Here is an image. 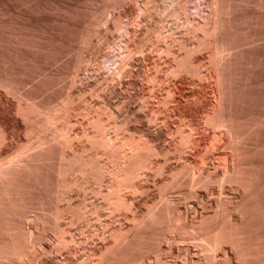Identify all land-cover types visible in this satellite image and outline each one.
Masks as SVG:
<instances>
[{"label": "rangeland", "instance_id": "obj_1", "mask_svg": "<svg viewBox=\"0 0 264 264\" xmlns=\"http://www.w3.org/2000/svg\"><path fill=\"white\" fill-rule=\"evenodd\" d=\"M146 1L147 0H0V84H5L6 83L5 78H6L8 82L6 84H9L11 86L13 84V82L11 81L12 79L14 81L13 85L16 87L15 88L12 85V89H11L9 85H6V84H5L6 86L0 85V128L4 129V136H5L4 139L6 138L5 140L8 141L6 142L5 140H3V142L5 141L4 143L6 145L0 142V144H3L2 147L0 145V154L2 156L7 158L13 154L12 153L9 155V152H12L11 150H13L14 152V149L15 148L18 149L20 145L23 147V145L25 146V144H29L31 142L33 143V144L31 143V146L35 144L33 148L39 147L40 143H39V138L37 136L38 133H37V130L34 128H37L38 126H40L41 123H39L38 126L35 124L43 121L45 118L44 113L46 111L50 112L52 109L53 111L56 109H58L59 111L60 109L59 112L57 111L58 113L54 111L57 114V116H59L60 118L56 117L58 121H54V119H52L53 121L52 124L53 126L54 125L55 126L52 127L49 125V127L48 126L47 128L45 127L46 128L44 130L45 132L43 131L44 135H47L46 133H48L47 136L50 137L53 133V130H51L52 128L67 129L70 125V128H68L67 131L68 132L70 131V133L72 132L71 135L73 134V136L78 134V136H75V137L80 142L79 143L76 140V138H74L73 143L74 144H76L77 142L78 143L76 145L72 143V146L75 148L83 147V145L86 144V143H83L86 141V137L83 136L81 132H83L84 129L89 126V120H90L89 118L93 115L92 114L94 113L93 109L95 108V107L93 108L90 104H93V105L95 104L94 106L96 105L98 106L99 103L100 105H102L103 102L104 104L106 102L105 104L106 107L109 108V110L115 112L119 120L122 121L123 124L128 129L130 128L129 132H131L132 134L130 133L129 137H132V138L134 137L136 139H139L140 137L141 138L144 137V139H147L150 142V144L153 145V147L155 148V149H152V152L154 150L153 152L154 154L152 153L153 158L150 159V163L148 165L149 168L148 169L147 167L145 168V170L147 169V171L143 169V175L142 173H140L139 175L140 177L142 176L141 178L138 176V179H142V180H138L136 178L137 179V183L135 182L136 189L133 188L134 190H132L130 188L132 191L134 192L137 191V192H135V194L133 192L131 195L132 191L129 190V188L123 189L125 192L126 198L127 199L130 198L127 200V202H129L128 208L130 209L121 208V210L119 209L120 212H118V210H116L117 212L113 210L114 213L112 211L108 215L102 212V214L100 215L101 218L93 219L91 223L88 225V228H86L87 226H85L84 229L83 228L81 229V227H79V225L77 224L76 225L74 224L75 226L72 225L73 227L72 226L69 227V224H67L68 232L70 233V234L68 233V239L70 238V240H73V241H69L70 242L69 246L66 247L64 246L65 244H63L64 248L63 246H61L60 241H58V237H57L58 235L55 233L56 231L53 230L54 229L53 227L51 228L50 226L47 225L49 224L48 222L50 221L49 219L46 220L47 216L45 217V214H44V217H42L43 214H41V218H40L35 212L31 211L34 214H36L35 217L38 216L39 218H34L33 217L34 214L30 212L31 213L30 216L32 217L26 218V220L24 221L25 224L23 222L24 224L23 226L25 227L26 225L25 229L28 232L32 231L34 237L35 235L39 234L37 235V237L35 238L33 237L34 239L38 238L37 240L38 242L34 240L35 244H32L34 248L33 247H30L31 249L29 248L31 251L29 250L28 252L29 254H27V257H25L27 260L25 258H24L25 262H22L23 261L22 259L20 260V262L19 261L17 262L16 260L15 262L17 264H20V263L27 264L28 263L27 261H29L31 264L32 263L33 264L35 263L43 264L44 262L48 260L51 261L52 264H61V263L62 264L63 263L64 264L66 263L67 264L68 263L77 264V262L80 261L81 259H85L86 256L92 250L95 251L96 253L98 252L100 253L102 251L101 249H104L105 248L104 246L106 244V242H104L103 239H105V241L107 240L110 241L111 240L110 233L116 230L118 226H123L124 231L126 230L127 234H129L132 230L133 232L129 234L130 236H133L131 235L132 233L135 235V233L140 232V228L138 229L134 227V229H132V227L135 225L133 222L134 218L136 217L141 218L142 216H144L145 215L144 212L146 213L147 209L150 208L149 205L153 208L156 206L157 209H160V207L164 205V203L165 204L169 203L167 205L168 206L167 211L169 209L170 210L169 212L166 211V213H169L168 215L165 214V212H161V210L158 211L159 213L161 212L160 213L161 215L165 214L164 216L162 215L160 218L161 219L160 223H162L161 226L158 227L160 223L157 222L153 224L151 223L153 226H156L155 224H159L156 227H153L152 225H150L151 226L150 228L147 226V228L149 229H145L144 227L143 229L141 228L142 229L141 232L142 231L143 232L142 233L140 232V234L142 235L144 234V236L146 235L147 239L151 238L150 244H149L151 248L150 247L147 248L144 246L142 250L146 248L145 251L143 253H141L142 251H140V254L137 253L138 256L142 254L141 255L142 258L141 256L140 258L143 262H140V264H157V263L162 264V262L163 264H170V263L171 264H195L197 262H199L197 264H201V263L209 264L210 262H211L210 264H213L214 262H215L214 264H257L255 262L258 261L259 255L256 256L257 257V260H256V257L254 258L255 256L254 254H256L257 250L264 251L263 250L264 249V237L262 236V234H264V217L262 214H259L261 212L262 213L264 212V209H262V207L264 208L263 206L264 205V0H218V1L217 0H194V1L193 0H188V1L182 0L183 2L181 0H179V2L178 0H173V1L168 0V2H166L167 0H148L147 2L149 4ZM191 2H193V4ZM172 3L174 5V9H171L173 7ZM211 5H213V7ZM139 6L142 8H140ZM186 6L188 7V9L186 8ZM216 6L217 7L221 6L217 8L219 9L218 11L216 9ZM164 8L166 9L164 10ZM197 8L199 9V11H196ZM144 12H146V14ZM141 13H143L144 15ZM198 14L199 15L202 14L203 17L199 16ZM216 14H219V15H216ZM220 14H222V16ZM161 16L165 18H162ZM195 16L196 17L199 16V17L196 18ZM218 16L220 17L218 18ZM217 18L221 20L217 21ZM116 19H117V22H116ZM184 20L185 21L187 20V21L185 22ZM98 21L100 24L97 23ZM113 21H115L116 23H114ZM180 21H183L184 23ZM190 23H194V24H190ZM103 24L105 25L104 28L106 30L102 28L104 26ZM115 25H116V29L119 27L118 30L115 29ZM199 25L203 27L201 28L202 31L203 29L205 30L208 29L207 31L209 33L206 35L205 30H204L205 32L203 33L199 32L201 31ZM207 25H209L210 28ZM212 25H213V28H212ZM176 26L178 28H176ZM218 26L221 28H219ZM188 27H190L191 29ZM197 27H198V30L200 29L198 32H196ZM93 28L96 29V31ZM211 29H214V30H211ZM127 30L129 32H127ZM175 30L177 31L176 33H175ZM97 31H98V35H97ZM172 31H174V33ZM191 31L192 32L194 31V32L192 33ZM211 31H212V34H211ZM214 31L216 32L215 34H214ZM91 32L93 33L95 32L94 33L95 35L91 34ZM170 32H172L171 34L174 36H172ZM189 32H191L192 35ZM204 33H205V36H207L208 38H205ZM188 34L190 35V37H188ZM184 35L187 38L184 37ZM160 36H162L161 37L162 40L161 38H159ZM171 36L172 38H170ZM85 37H87V39H85ZM155 37H158V38H155ZM173 37H174V41H173ZM191 37H194V38L192 39ZM199 37L201 39H198ZM203 37L204 39L202 40ZM129 39L131 42L129 41ZM159 39H160L159 42L161 43L157 41ZM164 39L165 40L168 39V40L165 41ZM178 39L179 41L181 40L182 41L179 42ZM191 40L193 41L191 42ZM196 40L198 41V44L202 43L200 47L198 46ZM205 40L206 42H204ZM215 40L216 42L218 41L219 42L215 43ZM113 41L115 42V44ZM220 41L222 42L225 41L224 42L225 44ZM173 43H174V46H173ZM178 43H180V45ZM183 43H185L186 45H188L189 43L190 44L189 46L186 47V45L184 46ZM226 43L229 44V46ZM154 44H156V47ZM166 44L168 46H166ZM221 44L223 45V47L221 46ZM107 45L109 47H107ZM126 45L130 47L129 49L131 51L134 50L132 51L134 54H132V52H129L130 56L127 55L128 61L126 59L127 61L126 64L129 62L130 59H132L127 64V66L128 65L129 66L125 70V73L123 72L121 79L120 78L115 79L114 75H112L113 76L112 77L110 74H108L112 72L108 71L106 68H103L102 64L107 57H113L114 53L116 55L117 52H122L123 48ZM170 46H171V49H170ZM181 46H183L184 49ZM192 46L196 48V50L198 48L197 51H202V52L197 53L196 50H193L194 48ZM105 47L107 48L111 47L110 49L111 50L114 49V50L110 51V49H108L107 51H105L107 49ZM178 47H180V49ZM190 47H192L193 49ZM219 47H222V48H219ZM165 48L167 50L168 48L171 50V51H168L170 57H168V54H166L167 50ZM172 48L174 49V51ZM185 48L189 49V51L191 50L192 51L190 52L191 54L189 56L190 60L188 59L189 62L186 64V66H184V69H183V67L177 66V63H175V61L173 62V59L174 60H177L178 58L182 59L184 55H186L185 52L187 50ZM150 49L153 52H151ZM222 49L224 51L226 49L225 52L227 51L230 52V50L231 52L225 53ZM193 51L197 53L195 54L194 52L193 53L194 56L192 54ZM215 51L216 52L219 51L218 54L221 53L222 55L224 53L225 57L222 56L221 54H220L221 56H217L219 60L221 61H219L217 57L212 58L213 55L214 56L218 55V54L215 55L216 53ZM210 53L211 55L213 54L212 57ZM142 54L144 57L142 56ZM191 55L193 58L191 57ZM172 56H175L177 59L175 57L173 58ZM195 57H196V60H195ZM211 58L213 59L212 61L216 63V64L214 63V65L216 67L218 66L220 70H218V67L217 69H215L213 62H212V65L210 64ZM163 59L164 60L166 59V60L164 61ZM208 59H210V61ZM214 59H216V61ZM85 61L86 63L84 64L83 62ZM199 61L202 63H199ZM217 61H219V63H217ZM78 62L80 63L82 62L81 65L83 67H81V65L78 64ZM164 63L165 65H163ZM196 63L202 65L201 67L197 65L200 70L198 71L200 75L197 74L198 72L197 70H195L196 75L197 76L199 75L198 77L202 75L200 79H204V80L200 81V79L197 76L196 77L194 76L195 72L194 73L192 72L194 71L192 69L196 68V66H194L193 64L196 65ZM188 64L192 67L191 68L189 66V69L192 71H190L189 69H188L189 71H185L187 70ZM76 65L77 66L80 65L79 66L80 69L78 68L76 70L77 68L75 67ZM207 66H209V68ZM176 67L177 68L179 67V68L177 69ZM159 68H160V71H159ZM155 69L156 70L158 69V70L156 71ZM182 69L183 71H181ZM130 70L131 72H129ZM169 70H170V73H169ZM177 70L179 72H176ZM214 70L215 71L217 70L218 72L219 71L220 72L216 73ZM180 71L183 72V74ZM207 71L209 72L207 73ZM157 72H159L160 74ZM171 72H175V73H171ZM186 72L187 73L189 72V73L186 74ZM190 72L193 74H191ZM217 74H220V77H222V79L220 78L221 80L219 79V76ZM138 75L140 78L138 77ZM113 78L114 80H116L115 82L112 80ZM149 78L150 80L147 81V79ZM108 79H111V80H108ZM164 79L165 81L166 80L168 81L165 82ZM8 80H10L11 83ZM99 80L101 82V85H100ZM107 80L109 81V84ZM216 80H217V83H215ZM2 81L4 83H1ZM163 83L164 84L166 83V84L164 85ZM94 85L96 87H93ZM108 85L110 88L108 87ZM152 85L154 86V89ZM6 87L10 89V91L8 89L9 92L8 91L6 92L5 90L7 89ZM168 88L170 90V93H167L169 92ZM110 89L112 90L110 91ZM123 89H124V92H123ZM90 90L92 91L96 90V91L94 93L91 91L92 93L91 94ZM79 91L81 93H84L85 91L86 92L84 93V95H81ZM119 91H122V92H119ZM173 92H174V95L172 96ZM67 93L69 94L68 96H67ZM169 94H171V96ZM70 95L71 97H69ZM90 95L91 96L93 95V97H91ZM162 95L164 96L162 97ZM15 96H17V98ZM79 96L80 97L83 96L82 98L84 99L79 100V99H82ZM73 97L74 99H72ZM167 97H169L167 99V103L166 102L162 103L164 102L163 98L166 99ZM158 98L159 99L161 98L160 99L161 101ZM148 99L149 101H151L150 103ZM17 100H20V101H17ZM62 101L63 102L66 101V104L68 105H66L65 102L63 103ZM71 101L73 102V104ZM96 101H98V104ZM23 102H26L28 105H26V103H23ZM18 103H19V106L21 103L22 107L20 106V109L18 108ZM31 103L33 105H31ZM60 103L65 104L66 108L63 105L61 106ZM69 103H71L70 104L71 107H68ZM118 103L119 104L122 103L121 104L122 106L119 105ZM24 104L26 105V107L27 106L30 107L31 108L30 111L31 110L32 111L30 112L28 110L29 108L28 109L25 108ZM164 104H166V106ZM58 106H60V108ZM62 107L64 109H61ZM85 107L89 109L87 110ZM118 107L120 108L121 112L118 111L119 110L117 109ZM17 108L19 109V111ZM70 108L72 109V111L70 110ZM26 109L28 110L29 114H26L27 113ZM38 109H40L41 112ZM44 109L46 111H44ZM66 109L70 111H66ZM83 109H86V110H83ZM53 111H51V113H54ZM82 111L84 114L82 113ZM86 111H89V113ZM64 112L66 113L67 116L66 115L64 116ZM70 112L72 115L70 114ZM30 113L33 115L32 121L34 120L33 121L34 124L31 121ZM40 113L41 114L43 113L42 115L44 116V118L42 115L40 116ZM214 116L215 118H212ZM24 117H27V119ZM36 117L38 118L41 117V118L36 119ZM62 118H63V121H62ZM24 119L27 120V123ZM213 119L215 120L217 119L216 121L220 119L223 123L219 120L218 123L221 122L219 125ZM133 120L135 121V123ZM69 122L70 123L76 122V125L74 126V124H70ZM28 124L30 126V131H31L30 135L32 134L33 136L28 135V133L30 132L29 127L27 126ZM214 124H217V126L216 125L214 126ZM83 125H84V128H83ZM81 126L83 129L82 131L80 130ZM180 127L183 128V132L180 131V129H182ZM177 129H178V132L179 133L181 132L183 135L181 133L179 134L178 132L176 135L175 133ZM32 130L36 133L32 132ZM136 130H138V132ZM190 130L193 133H191ZM132 131L133 132L135 131L134 133L136 135H134ZM186 132L188 133L189 136H192L191 137L192 139L187 134H185ZM181 135L182 137H185L187 139L185 140L187 142L182 140L183 138L181 137ZM29 136H30L29 140H31V142L28 140ZM35 137L37 138L35 139ZM80 137H82L83 139ZM179 138L181 142L180 140H178ZM27 140L28 142H26ZM188 142H190L191 144L189 143L188 145ZM179 143L181 145L182 143L183 144L185 143V145L186 144L187 145L186 147H184V145L180 146L182 147L180 148L179 146H176V144L179 145ZM163 144L165 145L163 146ZM174 147L179 148L178 150L180 151H178L177 148L175 149ZM168 149H170L169 150L170 152L167 151ZM181 150H183L182 154H181ZM165 151L168 152L167 153L168 155L164 154ZM155 152H157L160 156L157 153L156 154L158 156L155 155ZM6 153H8L9 156ZM156 156H157V159L155 158ZM165 161L167 162V164L165 163ZM184 162L186 163V167L188 166L187 168H189L190 172L192 171L191 173L189 172L191 175L187 174L188 173L187 171L189 170H187V168L184 167V164H185ZM160 164L162 165L166 164L164 165L165 168ZM162 167L165 170H163ZM181 167L182 169L183 168L185 169L182 170ZM154 168H157V169H154ZM149 170L151 172L154 170L155 171L157 170V171L156 172L154 171L151 173ZM184 170H186L187 173H184ZM172 171H174V173L176 174H174ZM193 171H195V175H193L195 177L192 176V173H194ZM159 172H162V173H159ZM179 172H180V175H179ZM181 173H183L185 176L181 175ZM145 174L146 176H144ZM173 175H175L176 177ZM189 175L190 177H188ZM204 175H207V176L205 177ZM192 179L194 182L192 181ZM170 180H172L173 182L171 181L172 183H169ZM248 181H250L251 183ZM244 182H248V183H244ZM165 184L166 185L168 184V185L166 186ZM240 184L241 186H239ZM163 185L165 186L163 187ZM246 186H249L248 190L246 189L247 188ZM127 189L129 190L130 193L128 192ZM125 190L127 191V193H129V195L126 193ZM82 192L83 190H81V192L79 189L74 190V193L70 195L72 196V198H74L75 196V198L73 199L74 202H78L79 201L78 198L84 196L83 193L85 191L83 193ZM86 192L90 194L89 195L88 193H85L87 197L89 198H87L86 195L83 198H86L89 203H92V204L97 203L98 206L102 204L100 201L102 200L100 194L99 196L98 194L91 192V189H88ZM162 192L166 194V197H164L165 194H163ZM136 193H137V196H136ZM95 195L96 196L98 195V197L96 198ZM159 198L160 200L161 199L163 200L164 198H167L168 200L166 199H164V201L161 200V203H160V201H158ZM73 201L71 200V202ZM157 201L160 203V205L159 204L157 205L158 203ZM252 201H253V204H250ZM258 201H259V204H258ZM130 202H131V206L133 207V210H135L134 214L136 215L133 214V210L131 211L132 207H130ZM155 202L157 203L155 204ZM64 203L66 202L64 201L62 204ZM246 203H249L250 205ZM171 204L173 207L170 206ZM254 204L256 205L254 206ZM257 205H259L260 207H258ZM256 207L258 208V210ZM246 208L247 209L249 208V209L246 210ZM259 208L262 211H259ZM123 209H126L125 213ZM171 209H172V212H171ZM254 210L255 211L257 210L256 212L259 214V216L256 215L257 213L254 212ZM37 212H40V211L37 210ZM245 212H248L246 213L247 215L244 214ZM249 212H252V213L254 212L253 213L254 217L251 216L253 214L252 213L250 214ZM40 213H44V212H40ZM40 213L38 214L40 215ZM122 213L124 215H122ZM160 214L158 216H160ZM171 214L174 216V218ZM166 215H167L166 217L167 220L165 218ZM242 216L244 219H242ZM250 216L252 217L253 223H252V220L250 219ZM261 216L262 218L260 219ZM162 217H164L165 219ZM246 217L250 220H247ZM128 218L129 220L130 219L131 220L130 221L126 220L127 223H125L126 222L125 219H128ZM38 219L40 222L36 221ZM40 219L41 220L43 219L42 221L46 222L47 224L46 223L44 224ZM226 220L227 222L232 220L231 221L232 224H234L233 222H235V224L242 225L240 226L241 227L240 229H242L244 226L245 228L242 230H245L246 232L248 230L249 231L247 232L248 235L249 233H252L250 231H252L253 229V231H255L258 235L262 237V240H260L259 236H257V234H254L255 232L252 233L253 234L252 237L250 236L251 238L253 237L255 238V235L256 237H258L256 241L257 249L253 250L256 247H252L253 249L251 248V250L253 251V254L250 253V255H253V256H249L247 254L248 258L245 257L246 255L244 256L243 254H241V252H239V249L235 248L236 246L233 243L227 240L228 243H231V244H228L226 243V240H225L224 244L221 242L223 246L220 244V246L217 247L219 250H216L213 252L215 253L216 256H214L213 254L212 258L207 257L208 255L205 254L206 250L203 246L204 237H205L204 235H206L205 232L207 233L208 231L209 234H211L212 232L213 233L218 232L220 230L219 228L222 222L225 221L224 223L225 225H227ZM243 220L245 221L243 222ZM63 221L67 223L69 222V219L65 218ZM117 221L120 222V225H118L119 222ZM166 222L168 223L169 226L167 225ZM34 223L37 225H35ZM231 223L229 222L230 225H232ZM247 223L248 225H246ZM258 223L261 226L258 225ZM43 224L47 227H45ZM101 224H103L104 227ZM108 224L111 226H109ZM116 224H117V227H116ZM170 224L172 225V228ZM229 224L227 226H230ZM129 225H131L132 227ZM174 226L176 227L174 228ZM253 226L255 229L253 228ZM130 227H131V230H130ZM178 227H180L181 229L179 228V230H177ZM257 227L262 228L261 230L263 232L259 228L256 229ZM44 229L45 230L47 229V230L45 232H41V233L39 232L42 230L44 231ZM103 229H105L106 231H104ZM161 229L164 230V232ZM168 230H170L171 233ZM183 230L185 232H183ZM94 231L96 234L94 233ZM178 231L180 233H178ZM187 231L189 232L195 231V232L193 233L191 232L193 234L192 235L191 233ZM46 232L47 234H45L46 235L45 236L44 233ZM259 232L262 234H259ZM183 233L186 235L184 236ZM40 234L41 235L43 234L45 237L43 235H42L43 238L40 237L41 236ZM147 234L150 237H148ZM163 234H166L164 235L166 238H164ZM84 235L85 237H83ZM103 235L105 236L107 235V236L105 237ZM199 236L202 239L196 242L197 239H199ZM77 237L79 238L77 239ZM75 238L77 242H75L74 240ZM80 238H83V240ZM91 239H94V240H91ZM152 239H153V242H152ZM250 239L249 241L252 240ZM155 240L156 241L159 240L158 242L163 241V243L161 242L159 244L155 242ZM201 240H203V242H200ZM253 240H256V238ZM253 240L251 244L252 243L255 244ZM109 241L107 243H109ZM261 241L263 242L261 243ZM94 245L96 247H94ZM257 245H262L261 247L263 249L261 247L259 248ZM57 246L59 247L61 246V248ZM70 246L72 248H70ZM87 246H89L90 250L88 249ZM154 246H157V247L154 248ZM199 246L200 247L202 246L201 249ZM149 248L150 250H148ZM156 248L158 250H156ZM153 249H155L156 251H154ZM203 250L205 253L203 252ZM81 251L82 252L86 251V252L82 253ZM159 251L161 252V254ZM262 251L258 252L257 254H260V255L261 253L264 254ZM144 253H146L145 257L147 258L144 257L145 255ZM154 254L156 256H154ZM158 254L161 257V258L159 257V260L157 259L158 258L157 256H159ZM138 256L136 257L139 258ZM252 257L255 260H253ZM213 258L216 260L212 261ZM261 258L264 259L263 255L261 256ZM34 260L36 261L38 260V262L36 261L34 262ZM199 260L202 262H200ZM260 261H259L260 262L259 264H262L264 260H260Z\"/></svg>", "mask_w": 264, "mask_h": 264}, {"label": "bare ground", "instance_id": "obj_2", "mask_svg": "<svg viewBox=\"0 0 264 264\" xmlns=\"http://www.w3.org/2000/svg\"><path fill=\"white\" fill-rule=\"evenodd\" d=\"M148 1V0H147ZM146 1V2H147ZM173 1V0H172ZM182 1V0H181ZM186 1V0H185ZM188 1V0H187ZM194 1V0H193ZM218 1V0H217ZM158 2V1H157ZM165 2V1H164ZM166 2H168V0L166 1ZM165 2V3H166ZM178 2H179V0H178ZM177 2V3H178ZM183 2V1H182ZM148 3V2H147ZM153 3V2H152ZM173 3H175V2H173ZM173 3H172V5H173ZM190 3V2H189ZM192 4H193V2H191ZM140 4V3H139ZM149 4V3H148ZM213 4V3H212ZM215 4V3H214ZM219 4H220V2H219ZM218 4V5H219ZM147 5V4H146ZM160 5V4H159ZM165 5V4H164ZM171 5V4H170ZM176 5V4H175ZM178 5V4H177ZM191 5V4H190ZM200 6V5H199ZM198 6V7H199ZM212 7H213V5H211ZM140 7V6H139ZM172 7V6H171ZM178 7V6H177ZM181 7V6H180ZM197 7V6H196ZM195 7V8H196ZM211 7V8H212ZM219 7H221V6H219ZM219 7H217L216 6V9L217 8H219ZM140 8H142V7H140ZM156 8V7H155ZM161 8V7H160ZM186 8L188 9V7L186 6ZM145 9V8H144ZM166 8H164V10H165ZM169 9V8H168ZM171 9H174V5H173V7L171 8ZM182 9V8H181ZM184 9V8H183ZM220 9H222V8H220ZM219 9H217V11H218ZM142 11H143V9H142ZM155 11V10H154ZM163 11V10H162ZM192 11H194V10H192ZM196 11H199V9L197 8V10ZM212 11V10H211ZM147 12V11H146ZM146 12H144L145 14H146ZM165 12H167V11H165ZM200 12H201V10H200ZM148 13V12H147ZM199 13V12H198ZM212 13V12H211ZM141 14H143V13H141ZM168 14H169V12H168ZM175 14V13H174ZM185 14V13H184ZM205 14V13H204ZM144 15V14H143ZM149 15V14H148ZM158 15V14H157ZM164 15V14H163ZM186 15V14H185ZM184 15V16H185ZM199 15V14H198ZM216 15H219V14H216ZM221 16H222V14H220ZM150 16V15H149ZM179 16V15H178ZM181 16V15H180ZM199 16H202V14L201 15H199ZM198 16V17H199ZM103 17V16H102ZM101 17V18H102ZM162 17V16H161ZM183 17V16H182ZM196 17V16H195ZM194 17V18H195ZM198 17H196V18H198ZM203 17V16H202ZM210 17V16H209ZM214 17V16H213ZM220 16H218V18H219ZM162 18H165V17H162ZM173 18V17H172ZM217 18V21L219 20ZM104 19V18H103ZM152 19V18H151ZM168 19V18H167ZM111 20V19H110ZM109 20V21H110ZM177 20V19H176ZM176 20H175V22H176ZM191 20V19H190ZM194 20V19H193ZM214 20V19H213ZM221 20V19H220ZM219 20V21H220ZM223 20V19H222ZM100 21H102V20H100ZM151 21V20H150ZM153 21V20H152ZM167 21V20H166ZM178 21V20H177ZM185 21V20H184ZM187 21V20H186ZM185 21V22H186ZM192 21V20H191ZM196 21V20H195ZM216 21V20H215ZM216 21V22H217ZM114 23H116L117 22V19H116V22L115 21H113ZM119 22V21H118ZM174 22V23H175ZM180 22H183V21H180ZM197 22V21H196ZM214 22V21H213ZM98 24H100L99 23V21L97 22ZM102 23V22H101ZM103 23H104V21H103ZM106 23V22H105ZM110 23V22H109ZM108 23V24H109ZM166 23V22H165ZM164 23V24H165ZM173 23V22H172ZM184 23V22H183ZM182 23V24H183ZM195 23V22H194ZM194 23H190V24H194ZM199 23V22H198ZM197 23V24H198ZM215 23V22H214ZM118 24V23H117ZM121 24V23H120ZM145 24V23H144ZM171 24V23H170ZM182 24H180V25H182ZM186 24H188V23H186ZM196 24V25H197ZM104 25V24H103ZM195 25V26H196ZM202 25V24H201ZM210 25V24H209ZM209 25H207L208 27H209ZM213 25H215V24H213ZM213 25H212V28H213ZM114 26V25H113ZM118 26V25H117ZM120 26V25H119ZM124 26V25H123ZM126 26V25H125ZM190 26V25H189ZM200 26V25H199ZM219 26H220V24H219ZM218 26V27H219ZM222 26V25H221ZM105 25L102 27L104 30H106L105 28ZM107 27V26H106ZM128 27V26H127ZM165 27V26H164ZM175 27V26H174ZM186 27V26H185ZM215 27V26H214ZM109 28V27H108ZM122 28V27H121ZM121 28H120V30H121ZM162 28V27H161ZM172 28V27H171ZM176 28H178L177 26H176ZM184 28V27H183ZM187 28V27H186ZM188 28H190V27H188ZM201 28H203V27H201L200 26V29ZM210 28V27H209ZM216 28V27H215ZM219 28H221V27H219ZM94 29V28H93ZM115 29H116V25H115ZM119 29V27L116 29V30H118ZM130 29V28H129ZM185 29V28H184ZM191 29V28H190ZM199 29V30H200ZM217 29V28H216ZM215 29V30H216ZM95 31H96V29H94ZM148 30V29H147ZM163 30V29H162ZM170 30V29H169ZM183 30V29H182ZM187 30H189V29H187ZM198 30V27H197V31L196 32H198L199 31ZM205 29H203V31H202V29H201V31H199V32H205L206 33V35L209 33L207 30L208 29H206L205 31H204ZM211 30H214V29H211ZM93 31V30H92ZM111 31H112V29H111ZM123 31V30H122ZM127 32H129L128 30H127ZM162 32V31H161ZM163 32H165V31H163ZM173 33H174V31H172ZM172 32H170V34L172 33ZM177 31L175 30V33H176ZM192 32V31H191ZM191 32H189V33H191ZM194 32V31H193ZM192 32V33H193ZM89 33V32H88ZM95 33V32H94ZM93 32H91V34H93V35H95ZM107 33V32H106ZM125 33V32H124ZM179 33V32H178ZM186 33V32H185ZM187 33H188V31H187ZM192 33H191V35H192ZM205 33H204V36H205ZM216 32L214 31V34H215ZM87 34V33H86ZM126 34V33H125ZM124 34V35H125ZM160 34V33H159ZM162 34V33H161ZM211 34H212V31H211ZM213 34V35H214ZM88 35V34H87ZM97 35H98V31H97ZM127 35V34H126ZM167 35V34H166ZM165 35V36H166ZM172 35V34H171ZM179 35V34H178ZM90 36V35H89ZM99 36H100V34H99ZM103 36V35H102ZM101 36V37H102ZM122 36V35H121ZM155 36V35H154ZM159 36V35H158ZM169 36V35H168ZM172 36H174V35H172ZM172 36L170 37V38H172ZM186 36H187V34H186ZM185 35H184V37H186ZM201 36V35H200ZM216 36V35H215ZM215 36H214V38H215ZM123 37V36H122ZM162 36H160L159 38H161ZM188 37H190V35L188 34ZM211 37V36H210ZM210 37H209V39H210ZM217 37V36H216ZM218 37H219V35H218ZM131 38V37H130ZM155 38H158V37H155ZM187 38V37H186ZM192 39L194 38V37H191ZM196 38V37H195ZM205 38H208L207 36H205ZM85 39H87V37H85ZM133 39V38H132ZM131 39V40H132ZM169 39V38H168ZM168 39H164L165 41H167ZM180 39V38H179ZM179 39H178V41H179ZM184 39V38H183ZM198 39H201L200 37L198 38ZM204 39V37L202 38V40ZM212 39V38H211ZM115 40V39H114ZM152 40H153V38H152ZM156 40V39H155ZM161 40H162V38H161ZM164 40H163V42H164ZM190 40V39H189ZM201 40V41H202ZM207 40V39H206ZM206 40L204 41V42H206ZM213 40V39H212ZM217 40V39H216ZM216 40H215V43H218V42H216ZM107 41V40H106ZM128 41V40H127ZM129 41H130V39H129ZM158 42L160 41V39L159 40H157ZM156 41V42H157ZM173 41H174V37H173ZM173 41H171V42H173ZM182 41V40H181ZM181 41H179V42H181ZM186 41V40H185ZM184 41V42H185ZM193 40H191V42H192ZM200 41V40H199ZM210 41V40H209ZM214 41V40H213ZM227 41V40H226ZM114 42V41H113ZM117 42V41H116ZM131 42V41H130ZM129 42V43H130ZM154 42V41H153ZM152 42V43H153ZM190 42V41H189ZM195 42V41H194ZM196 42H197V44H198V41L196 40ZM203 42V41H202ZM208 42V41H207ZM220 42H222V41H220ZM225 42V41H224ZM224 42H222V43H224ZM106 43V42H105ZM110 43V42H109ZM123 43V42H122ZM159 43H161V42H159ZM167 43V42H166ZM175 43V42H174ZM174 43H173V46H174ZM212 43V42H211ZM108 44V43H107ZM114 44H115V42H114ZM121 44V43H120ZM125 44V43H124ZM150 44V43H149ZM156 44H158V43H156ZM156 44H154L155 45V47H156ZM176 44V43H175ZM179 45H180V43H178ZM184 44V46L186 45L185 43H183ZM182 44V45H183ZM190 44V43H189ZM189 44L188 45H186V47L187 46H189ZM192 44V43H191ZM202 44V43H201ZM201 44H198V46L200 47V45ZM207 44V43H206ZM209 44H210V42H209ZM225 44V43H224ZM227 44V43H226ZM100 45V44H99ZM111 45H112V43H111ZM117 45V44H116ZM162 45V44H161ZM170 45V44H169ZM196 45V44H195ZM204 45V44H203ZM228 46H229V44H227ZM226 45V46H227ZM149 46V45H148ZM158 46V45H157ZM166 46H168L167 44H166ZM197 46V45H196ZM195 46V47H196ZM212 46V45H211ZM218 46V45H217ZM221 46L223 47V45L221 44ZM107 47H109L108 45H107ZM107 47H105V48H107ZM123 47V46H122ZM183 49H184V47L183 46H181ZM193 47V46H192ZM192 47H190V48H192ZM203 47V46H202ZM201 47V48H202ZM207 47V46H206ZM222 47H219V48H222ZM111 48V47H110ZM110 48H107L105 51H107L108 49H110ZM130 47L129 46H125L124 48H123V51L122 52H117V51H115V52H117V56L115 55V53L113 54L114 56L113 57H107L105 60H104V62H103V64H102V66H103V68H106L108 71H110V72H112V73H108V74H110L111 76L112 75H114V77H115V79H118V78H122V75H123V72L125 73V70L127 69V67L129 66H127V64L130 62V60H132V59H130L129 60V62L126 64V62L128 61V57H127V55H129V52H132V51H134V50H130L129 49ZM162 48H164V47H162ZM167 48V47H166ZM165 48V49H166ZM179 49H180V47H178ZM194 48V47H193ZM192 48V49H193ZM205 48V47H204ZM218 48V47H217ZM231 48V47H230ZM229 48V49H230ZM113 49V48H112ZM124 49H125V51H124ZM132 49H133V47H132ZM165 49H164V51H165ZM170 49H171V46H170ZM169 48H168V50H167V52H166V54H168V57H170L169 56V52L168 51H171ZM173 49V48H172ZM186 49V48H185ZM200 49V48H199ZM214 49V48H213ZM228 49V48H227ZM114 50V49H113ZM113 50H111L110 49V51H113ZM120 50V49H119ZM122 50V49H121ZM151 50V49H150ZM153 50H155V49H153ZM182 50V49H181ZM180 50V51H181ZM187 51L185 52V54L186 55H184V57L182 58V59H177L175 56H172L173 58L175 57L177 60H174L173 59V62L175 61V63H177V66H179V67H183V69H184V66H186V64L189 62L188 61V59L190 60V52L192 51H189V49H186ZM193 50H196V48H194ZM197 50H198V48H197ZM196 50V51H197ZM207 50H209V49H207ZM217 50H219V49H217ZM223 50V49H222ZM158 51V50H157ZM173 51H174V49H173ZM179 51V52H180ZM183 51V50H182ZM221 51V50H220ZM224 51V50H223ZM225 51H226V49H225ZM224 51V52H225ZM98 52V51H97ZM151 52H153L152 50H151ZM184 52V51H183ZM182 52V53H183ZM195 51H193L192 52V54L194 53ZM198 52H202V51H197V53ZM212 52V51H211ZM216 52V51H215ZM228 52V51H227ZM227 52H225V53H227ZM230 52H231V50H230ZM230 52H228V53H230ZM165 53V52H164ZM163 53V54H164ZM173 53V52H172ZM196 52H195V54H197ZM219 53V51H217L216 53H215V55L216 54H218ZM104 54V53H103ZM131 54V53H130ZM132 54H134L133 52H132ZM131 54V55H132ZM145 54V53H144ZM176 54V53H175ZM184 54V53H183ZM221 54V53H220ZM220 54H218V55H216V56H214L213 54V57H212V55H211V53H210V55H211V57L212 58H216L217 56H221ZM98 55V54H97ZM141 55V54H140ZM161 55V54H160ZM172 55V54H171ZM209 55V56H210ZM227 55V54H226ZM94 56V55H93ZM106 56V55H105ZM130 56V55H129ZM142 56H143V54H142ZM150 56V55H149ZM183 56V55H182ZM193 56H194V54H193ZM198 56V55H197ZM222 56H224V53H223V55ZM116 57V58H115ZM144 57V56H143ZM160 57V56H159ZM191 57H192V55H191ZM225 57V56H224ZM95 58V57H94ZM101 58V57H100ZM133 58V57H132ZM165 58V57H164ZM181 58V57H180ZM193 58V57H192ZM211 58V65H212V62H213V65H214V61H212L213 59ZM218 58V57H217ZM80 59V58H79ZM92 59V58H91ZM126 59H127V61H126ZM169 59H171V58H169ZM222 59V58H221ZM98 60V59H97ZM162 60V59H161ZM164 60V59H163ZM166 60V59H165ZM164 60V61H165ZM192 60V59H191ZM195 60H196V57H195ZM209 61H210V59H208ZM215 61H216V59H214ZM218 60H219V58H218ZM223 60V59H222ZM78 61V60H77ZM81 61V60H80ZM83 61V60H82ZM148 61V60H147ZM219 61H221V60H219ZM219 61H217V63H219ZM152 62V61H151ZM156 62V61H155ZM162 62V61H161ZM167 62V61H166ZM193 62V61H192ZM192 62H190V63H192ZM82 63V62H81ZM81 63L80 62H78V64H80L81 65ZM84 64L86 63V61L85 62H83ZM95 63V62H94ZM97 63V62H96ZM132 63V62H131ZM146 63V62H145ZM189 63V64H190ZM199 63H202V62H200L199 61ZM222 63V62H221ZM83 64V65H84ZM143 64H144V62H143ZM147 64V63H146ZM157 64V63H156ZM160 64V63H159ZM173 64V63H172ZM171 64V65H172ZM187 65L188 67H187V70H185V71H189L190 69H189V66L190 65ZM210 64H209V66H210ZM216 64V63H215ZM79 65V66H80ZM149 65V64H148ZM155 65V64H154ZM163 65H165V63L163 64ZM175 65V64H174ZM194 66H196V68L198 67V66H202L201 64H197L196 63V65L195 64H193ZM192 65V66H193ZM198 65V66H197ZM79 66H75V67H77L76 68V70L79 68L80 69V67ZM147 66V65H146ZM152 66V65H151ZM205 66V65H204ZM209 66H207L208 68H209ZM215 66V65H214ZM220 66V65H219ZM81 67H83L82 65H81ZM100 67V66H99ZM142 67V66H141ZM148 67V66H147ZM150 67V66H149ZM155 67V66H154ZM153 67V68H154ZM158 67V66H157ZM161 67H163V66H161ZM178 67V68H179ZM191 67V66H190ZM211 67H213V66H211ZM218 67V66H217ZM217 67L215 66V69H217ZM102 68V69H103ZM144 68V67H143ZM151 68V67H150ZM168 68V67H167ZM166 68V69H167ZM177 68V67H176ZM177 68V69H178ZM192 68V67H191ZM192 69V70H194V71H192V70H190V71H192L193 73L195 72V77L197 76L196 75V71L195 70H197V72L198 71H200L199 70V67L197 68V69ZM83 69V68H82ZM183 69L181 70V71H183ZM189 69V70H188ZM201 69V68H200ZM205 69V68H204ZM101 70V69H100ZM99 70V71H100ZM136 70V69H135ZM150 70V69H149ZM148 70V71H149ZM156 70V69H155ZM155 70H153V71H155ZM158 70V69H157ZM156 70V71H157ZM172 70H174V69H172ZM176 70V69H175ZM180 70V69H179ZM218 70H220L219 69V67H218ZM80 71V70H79ZM133 71V70H132ZM159 71H160V68H159ZM180 71V72H181ZM205 71V70H204ZM215 71V70H214ZM129 72H131V70L129 71ZM176 72H179L178 70L176 71ZM209 71H207V73H208ZM216 73H219L217 70L215 71ZM214 72V73H215ZM157 73H159V72H157ZM169 73H170V70H169ZM171 73H175V72H171ZM182 74H183V72H181ZM189 73V72H188ZM187 72H186V74H188ZM191 73V72H190ZM193 73H191V74H193ZM212 73V72H211ZM213 73V74H214ZM87 74V73H86ZM99 74V73H98ZM131 74V73H130ZM160 74V73H159ZM167 74V73H166ZM191 74H190V76H191ZM197 74H199V72L197 73ZM202 74V73H201ZM221 74V73H220ZM220 74H217L218 76H219V79L221 78L222 79V77H220ZM91 75V74H90ZM125 75V74H124ZM132 75V74H131ZM144 75V74H143ZM146 75V74H145ZM176 75V74H175ZM179 75H180V73H179ZM200 75V74H199ZM198 75V76H199ZM204 75V74H203ZM207 75V74H206ZM108 76V75H107ZM106 76V77H107ZM156 76H157V74H156ZM178 76V75H177ZM176 76V77H177ZM189 76V75H188ZM197 76V77H198ZM212 76V75H211ZM218 76H217V78H218ZM93 77V76H92ZM113 77V76H112ZM138 77H139V75H138ZM150 77V76H149ZM171 77V76H170ZM173 77V76H172ZM175 77V76H174ZM182 77V76H181ZM200 77H202V75L200 76ZM200 77H198L199 79H200ZM90 78V77H89ZM135 78V77H134ZM140 78V77H139ZM204 78V77H203ZM4 79V78H3ZM104 79V78H103ZM126 79H128V78H126ZM143 79V78H142ZM178 79V78H177ZM191 79V78H190ZM195 79V78H194ZM205 79H206V77H205ZM208 79H209V77H208ZM220 79V80H221ZM92 80H93V78H92ZM105 80V79H104ZM108 80H111V79H108ZM107 80V82H108V84H109V81ZM114 82L116 81V80H114V78L112 79ZM150 80V78L149 79H147V81H149ZM201 80H204V79H200V81ZM218 80V79H217ZM217 80H216V82L215 83H217ZM4 81V80H3ZM1 82V83H4V82ZM5 81H6V83H8L7 82V80H6V78H5ZM10 83H11V81L13 82V84H14V81L11 79V81L10 80H8ZM112 81V82H113ZM118 81V80H117ZM120 81V80H119ZM134 81V80H133ZM141 81V80H140ZM145 81H146V79H145ZM144 81V82H145ZM156 81V80H155ZM154 81V82H155ZM164 81H165V79H164ZM166 81H168V80H166ZM165 81V82H166ZM215 81V80H214ZM219 81V80H218ZM76 82V81H75ZM90 82V81H89ZM99 82H100V80H99ZM103 82V81H102ZM106 82V81H105ZM104 82V83H105ZM111 82V83H112ZM123 82V81H122ZM151 82V81H150ZM154 82H152V83H154ZM213 82V81H212ZM5 83V84H6ZM94 83V82H93ZM124 83V82H123ZM129 83V82H128ZM148 83V82H147ZM156 83V82H155ZM158 83H160V82H158ZM157 83V84H158ZM221 83V82H220ZM219 83V84H220ZM5 84H0V85H5ZM12 84V85H13ZM83 84V83H82ZM103 84V83H102ZM106 84V83H105ZM162 84V83H161ZM164 84V83H163ZM166 84V83H165ZM164 84V85H165ZM6 85H9V84H6ZM5 85V86H6ZM12 85L10 86L11 87V89H12ZM100 85H101V82H100ZM130 85V84H129ZM139 85V84H138ZM160 85V84H159ZM163 85V86H164ZM14 86V85H13ZM81 86V85H80ZM118 86V85H117ZM121 86V85H120ZM123 86V85H122ZM153 86V85H152ZM15 87V86H14ZM13 87V88H14ZM89 87V86H88ZM87 87V88H88ZM93 87H96L95 85L93 86ZM108 87H109V85H108ZM107 87V88H108ZM150 87V86H149ZM7 88V87H6ZM16 88V87H15ZM14 88V89H15ZM17 88H19V87H17ZM80 88V87H79ZM85 88V87H84ZM83 88V89H84ZM110 88V87H109ZM114 88V87H113ZM116 88V87H115ZM164 88V87H163ZM5 89V88H4ZM8 89L9 88H7V89H5L6 90V92L8 91ZM13 89V90H14ZM71 89V88H70ZM86 89V88H85ZM94 89H96V88H94ZM128 89V88H127ZM153 89H154V86H153ZM160 89H162V88H160ZM180 89V88H179ZM16 90V89H15ZM20 90V89H19ZM82 90V89H81ZM89 90V89H88ZM108 90V89H107ZM112 89H110V91H111ZM115 90V89H114ZM151 90H152V88H151ZM4 91V90H3ZM9 91H10V89H9ZM8 91V92H9ZM18 91V90H17ZM91 91L92 90H90V93H91ZM96 91V90H95ZM94 90L92 91L93 93L95 92ZM102 91V90H101ZM105 91V90H104ZM130 91V90H129ZM145 91V90H144ZM147 91V90H146ZM149 91V90H148ZM154 91V90H153ZM152 91V92H153ZM167 91V90H166ZM168 91L169 92H167V93H170V90H169V88H168ZM11 92H12V90H11ZM19 92V91H18ZM77 92V91H76ZM86 92V91H85ZM84 92V93H85ZM99 92V91H98ZM108 92V91H107ZM119 92H122V91H119ZM123 92H124V89H123ZM155 92V91H154ZM161 92V91H160ZM20 93V92H19ZM68 93H69V91H68ZM67 93V96L69 95ZM79 93H81L80 91H79ZM84 93H81V95H84ZM89 93V94H90ZM105 93V92H104ZM129 93V92H128ZM144 93V92H143ZM149 93V92H148ZM166 93V92H165ZM11 94V93H10ZM21 94V93H20ZM72 94V93H71ZM78 94V93H77ZM92 94V93H91ZM125 94V93H124ZM14 95V94H13ZM16 95V94H15ZM87 95H88V93H87ZM86 95V96H87ZM95 95V94H94ZM105 95V94H104ZM107 95V94H106ZM146 95H148V94H146ZM157 95V94H156ZM170 96H171V94H169ZM168 95V96H169ZM174 95V92H173V94H172V96ZM18 96H20V95H18ZM85 96V97H86ZM91 96V95H90ZM102 96V95H101ZM120 96V95H119ZM135 96V95H134ZM136 96H137V94H136ZM150 96V95H149ZM164 95H162V97H163ZM16 98H17V96H15ZM21 97H22V95H21ZM69 97H71V95L69 96ZM80 97V96H79ZM78 97V98H79ZM83 97V96H82ZM82 97H80V98H82ZM91 97H93V95L91 96ZM106 97V96H105ZM109 97V96H108ZM115 97V96H114ZM113 97V98H114ZM122 97V96H121ZM139 97V96H138ZM148 97V96H147ZM154 97V96H153ZM19 98V97H18ZM101 98V97H100ZM123 98H124V96H123ZM127 98V97H126ZM151 98V97H150ZM169 97H167L166 99L165 98H163L164 99V102H162V103H167V99H168ZM22 99V98H21ZM65 99V98H64ZM68 99V98H67ZM72 99H74V97L72 98ZM71 99V100H72ZM84 98H82V99H79V100H83ZM99 99V98H98ZM106 99V98H105ZM121 99V98H120ZM143 99V98H142ZM159 99V98H158ZM161 99V98H160ZM159 99V100H160ZM188 99V98H187ZM27 100V99H26ZM25 100V101H26ZM70 100V99H69ZM92 100V99H91ZM144 100V99H143ZM145 100H147V99H145ZM151 100H153V99H151ZM171 100V99H170ZM17 101H20V100H17ZM73 101V100H72ZM71 101V102H72ZM74 101H76V100H74ZM78 101V100H77ZM87 101H89V100H87ZM112 101V100H111ZM116 101V100H115ZM148 101H149V99H148ZM161 101V100H160ZM187 101V100H186ZM27 102V101H26ZM26 102H23V103H26ZM32 102V101H31ZM63 102V101H62ZM65 102V104H66V101H64ZM63 102V103H64ZM70 102V101H69ZM82 102V101H81ZM97 102V104H98V101H96ZM95 102V103H96ZM101 102V101H100ZM109 102V101H108ZM141 102V101H140ZM151 101H149V103H150ZM154 102V101H153ZM30 103V102H29ZM68 103V102H67ZM89 103V102H88ZM110 103H112V102H110ZM143 103H145V102H143ZM148 103V102H147ZM160 103V102H159ZM181 103V102H180ZM187 103V102H186ZM185 103V104H186ZM15 104V103H14ZM37 104V103H36ZM35 104V105H36ZM61 104V106L63 105V106H65V104H62V103H60ZM70 104L71 103H69V106L68 107H71L70 106ZM72 104H73V102H72ZM76 104H77V102H76ZM90 104V103H89ZM105 104H106V102H105ZM104 104V102H103V104L102 105H100V103H99V105L97 106H94L93 104H90L94 109H93V111H94V113H92L93 115L88 119L89 120V128L87 127V128H85L84 129V131L83 132H81L82 133V135L83 136H85L86 137V141L85 142H83V143H86L85 145H83V147H80V148H75V147H73L72 146V143H73V139L74 138H76L75 136H78V132L76 133L77 135H75V136H73V134L71 135V133H70V131L68 132L67 130H68V128H70V125H69V127L67 128V129H58V128H52V127H54L53 126V124H52V119H54V121H58L57 120V118L59 117V116H57V114L56 113H58L59 111H60V109H59V111H58V109H56V110H54L53 111V109L51 110V111H53L55 114H56V116H55V114L54 113H51V111L49 112H47L45 109H44V111H46L44 114H45V118H44V116L40 113V116L42 115L43 116V118H44V120L43 121H41V122H36L37 124H35V125H37L38 126V124L39 123H41L40 124V126H38L37 128H34V129H36L37 130V133H38V138H39V147H34L33 148V146L35 145H33V146H31V140H29L30 139V136L32 135H30V133H31V131H30V126H29V124L27 125L28 127H29V133H28V135H30L29 137H28V140L31 142V143H29V144H25V146L23 145V147L21 146V148H20V146H19V148L18 149H14V152H13V150H11L12 152H9V155L10 154H12V155H8V153H6L9 157H7V158H5L4 156H2L1 154H0V156H1V158H0V264H17L15 261L17 260V262L19 261L20 262V260L22 259L23 261L22 262H25L24 261V258L25 257H27V254H29L28 252H29V250L31 249L30 247H33V245L32 244H35V241H37L38 240V238L37 239H34L35 237H37V235H39V234H37V235H35V237H34V235H33V232L32 231H27L26 229H25V227H26V225H25V227L23 226L24 224H25V220H26V218H31L32 216H30V214L31 213H33V212H35L40 218H41V214H43V216L42 217H44V214H45V217H46V220L47 219H49V221L51 222V224H50V222H48L49 224H47L46 222H44V221H42L41 219V221L45 224H47L48 226H50L51 228L53 227L54 229V231H56L55 233L58 235H56L57 237H58V241H60V243H61V246H63V244H65L64 246H69L70 244V242L69 241H73V240H70V238L68 239V227H67V224H69V227L70 226H72V225H79V227H81V229L83 228L84 229V227L85 226H87L86 228H88V225L91 223V221L93 220V219H99V218H101L100 217V215L102 214V212L103 213H105V214H110L113 210L114 211H116V210H118V212H120L119 211V209L121 210V208H128L129 206V202H127V200L128 199H130V198H126V195H125V192H124V188L126 189V188H129V190H134L133 188H135L136 189V183H137V179H138V176L140 175V173H142V175H143V169L145 170V168L147 167V169L149 168L148 167V165H149V163H150V159L151 158H153L152 157V153L154 152V150H153V152H152V149H155L154 147H153V145H151L150 144V142L147 140V139H144V137L143 138H139V137H137V136H135V137H137V138H139V139H136V138H132V137H129V135H130V133L131 132H129V129L123 124V122L122 121H120L119 120V118H118V116H116V113L115 112H113V111H111V110H109V108H107L106 107V105ZM119 104V103H118ZM122 104V103H121ZM121 104H119V105H121ZM176 104V103H175ZM179 104V103H178ZM25 105V104H24ZM26 105H28L27 103H26ZM26 105H25V108H29L28 110L30 111V107H26ZM31 105H33L32 103H31ZM66 105H68V104H66ZM75 105V104H74ZM85 105V104H84ZM110 105V104H109ZM125 105V104H124ZM144 105V104H143ZM142 105V106H143ZM147 105V104H146ZM145 105V106H146ZM162 105V104H161ZM165 106H166V104H164ZM170 105V104H169ZM20 106H21V103H20ZM20 106H19V103H18V108L20 109ZM30 106V105H29ZM73 106V105H72ZM88 106V105H87ZM122 106V105H121ZM120 106V107H121ZM141 106V107H142ZM164 106V107H165ZM168 106V105H167ZM13 107V106H12ZM15 107V106H14ZM22 107V106H21ZM39 107V106H38ZM59 108H60V106H58ZM57 107V108H58ZM67 107V108H68ZM91 107V108H92ZM113 107V106H112ZM117 107V106H116ZM126 107H127V105H126ZM171 107V106H170ZM17 108V109H18ZM37 108V107H36ZM41 108V107H40ZM52 108V107H51ZM54 108H56V107H54ZM65 108H66V106H65ZM78 108V107H77ZM86 108V107H85ZM115 108V107H114ZM122 108V107H121ZM125 108V107H124ZM19 109H18V111H19ZM26 109V110H27ZM61 109H64L63 107L61 108ZM69 109V108H68ZM87 109V108H86ZM86 109H83V110H86ZM89 109V108H88ZM87 109V110H88ZM117 109H119L118 111H120V108L118 107ZM28 110L26 111L27 113L26 114H29V112H28ZM37 110V109H36ZM38 110H40V109H38ZM70 110L72 111V109L70 108ZM70 110H67L66 109V111H70ZM75 110V109H74ZM91 110V109H90ZM89 110V111H90ZM116 110V109H115ZM129 110V109H128ZM15 111V110H14ZM32 111V110H31ZM30 111V112H31ZM33 111H34V109H33ZM58 111V112H57ZM89 111H86V112H88L89 113ZM117 111V110H116ZM40 112H41V110H40ZM62 112V111H61ZM74 112V111H73ZM85 112V111H84ZM121 112V111H120ZM16 113V112H15ZM21 113V112H20ZM75 113H76V111H75ZM82 113H83V111H82ZM132 113V112H131ZM25 114V113H24ZM23 114V115H24ZM31 114V113H30ZM38 114V113H37ZM47 114V115H46ZM63 114V113H62ZM70 114H71V112H70ZM79 114V113H78ZM84 114V113H83ZM82 114V115H83ZM121 114V113H120ZM123 114V113H122ZM130 114V113H129ZM133 114H135V113H133ZM133 114H132V116H133ZM60 115V114H59ZM66 115V113L64 112V116ZM69 115V114H68ZM72 115V114H71ZM70 115V116H71ZM75 115V114H74ZM87 115V114H86ZM86 115H85V117H86ZM119 115V114H118ZM136 115H138V114H136ZM25 116V115H24ZM28 116V115H27ZM32 114H31V121H32ZM36 116V115H35ZM63 116V115H62ZM67 116V115H66ZM84 116V115H83ZM121 116H123V115H121ZM131 116V117H132ZM57 117V118H56ZM78 117V116H77ZM24 118H26L27 119V117H24ZM35 118V117H34ZM38 117H36V119H37ZM41 118V117H40ZM40 118H38V119H40ZM55 118H56V120H55ZM60 118V117H59ZM65 118H67V117H65ZM72 118H74V117H72ZM124 118V117H123ZM212 118H215V116L214 117H212ZM217 118V117H216ZM26 119H24L25 121H26V123H27V120ZM86 119H87V117H86ZM138 119V118H137ZM30 120V119H29ZM29 120H28V122H29ZM80 120V119H79ZM130 120V119H129ZM213 120H215V119H213ZM217 120V119H216ZM215 120V121H216ZM220 119H218V121H219ZM34 121V120H33ZM32 121V123L34 124V122ZM60 121H61V119H60ZM62 121H63V118H62ZM65 121H66V119H65ZM68 121V120H67ZM84 121V120H83ZM134 121V120H133ZM211 121H212V119H211ZM211 121H210V123H211ZM218 121H216L217 122V124H219L220 125V123L222 122L221 120V122L220 123H218ZM215 122V123H216ZM51 123V124H50ZM65 123V122H64ZM67 123V122H66ZM70 123V122H69ZM125 123H126V121H125ZM133 123V122H132ZM134 123H135V121H134ZM137 123V122H136ZM223 123V122H222ZM63 124V123H62ZM70 124H74V126L76 125V122L74 123H70ZM79 124V123H78ZM82 124V123H81ZM86 124V123H85ZM130 124V123H129ZM213 124V123H212ZM217 124H214V126L216 125L217 126ZM31 125V124H30ZM49 125L50 126H52L51 128V130H53V133H52V135L49 137V136H47L48 135V133H46L47 135H44V133H43V131L47 128V126L49 127ZM87 125V124H86ZM127 125V124H126ZM132 125V124H131ZM211 125V124H210ZM218 125V126H219ZM68 126V125H67ZM72 126V125H71ZM80 126V125H79ZM46 127V128H45ZM62 127V126H61ZM73 127V126H72ZM31 128H32V126H31ZM74 128V127H73ZM83 128H84V125H83ZM135 128V127H134ZM180 128H182V127H180ZM1 129V128H0ZM3 129V128H2ZM2 129L0 130V142H2L3 144H5L4 142L6 141V142H8L7 140H5L4 139V129H3V131H2ZM161 129V128H160ZM77 130V129H76ZM81 131L83 130L82 129V126H81V129H80ZM26 131H27V129H26ZM72 131V130H71ZM131 131V130H130ZM137 132H138V130H136ZM160 131V130H159ZM180 131H182L183 132V128L182 129H180ZM185 131V130H184ZM189 131V130H188ZM191 131V130H190ZM32 132H34L33 130H32ZM45 132V131H44ZM133 132V131H132ZM135 132V131H134ZM133 132V133H134ZM143 132V131H142ZM177 132H178V129L176 130V135H177ZM34 133H36V132H34ZM81 133H80V135H81ZM179 133V132H178ZM181 133V132H180ZM179 133V134H180ZM190 133V132H189ZM191 133H193L192 131H191ZM132 134V133H131ZM141 134V133H140ZM143 134V133H142ZM182 134V133H181ZM185 134H187L188 135V133L186 132ZM5 135H6V133H5ZM134 135H136L135 133H134ZM133 135V136H134ZM138 135V134H137ZM183 135V134H182ZM182 135H181V137H182ZM196 135V134H195ZM33 136V135H32ZM36 136V135H35ZM73 136V137H72ZM139 136V135H138ZM141 136V135H140ZM145 136V135H144ZM189 136V135H188ZM198 136V135H197ZM180 137V138H181ZM190 138L192 137V136H189ZM37 137H35V139H36ZM80 138H82V137H80ZM145 138H147V137H145ZM180 138L178 139V140H180ZM183 139L182 140H187L185 137H182ZM188 138V137H187ZM31 139H32V137H31ZM83 139V138H82ZM192 139V138H191ZM3 140H5L4 142H3ZM28 140L26 141V142H28ZM76 140H77V138H76ZM85 140V139H84ZM190 140V139H189ZM194 140V139H193ZM34 141V140H33ZM78 142H79V140H77ZM83 141V140H82ZM157 141V140H156ZM177 141V140H176ZM184 141H182V142H184ZM37 142H38V140H37ZM77 142V143H78ZM159 142V141H158ZM157 142V143H158ZM180 142H181V140H180ZM185 142H187V141H185ZM194 142V141H193ZM76 143V144H77ZM80 143V142H79ZM82 143V142H81ZM155 143V142H154ZM189 143L190 142H188V145H189ZM3 144H0L1 145V147H2V145ZM33 144V143H32ZM74 144V143H73ZM76 144H74V145H76ZM191 144V143H190ZM6 145V144H5ZM13 145V144H12ZM16 145V144H15ZM19 145V144H18ZM79 145V144H78ZM165 144H163V146H164ZM184 145V147H186V145H185V143L183 144L182 143V145L179 143V145H177L176 144V146H183ZM81 146V145H80ZM4 147V146H3ZM7 147V146H6ZM12 147V146H11ZM18 147V146H17ZM58 147V148H57ZM191 147V146H190ZM9 148V147H8ZM159 148V147H158ZM157 148V149H158ZM175 148V147H174ZM177 148V147H176ZM175 148V149H176ZM180 148H182V147H180ZM174 149V150H175ZM179 148H177V150H178ZM185 149V148H184ZM7 150V149H6ZM170 149H168L167 151L168 152H170L169 151ZM176 150V151H177ZM10 151V150H9ZM164 151V150H163ZM167 151H165V153L164 154H167L168 152ZM173 151V150H172ZM178 151H180V150H178ZM182 151L183 150H181V154H182ZM6 152V151H5ZM175 152V151H174ZM157 152H155V155H157L156 154ZM154 154V153H153ZM177 154V153H176ZM179 154H180V152H179ZM178 154V155H179ZM181 154H180V156H181ZM159 155V154H158ZM157 155V156H158ZM163 155V154H162ZM168 155V154H167ZM170 155V154H169ZM157 156L155 157L156 159H157ZM160 156V155H159ZM165 158H166V156H165ZM168 158V157H167ZM181 158V157H180ZM152 161V160H151ZM154 161V160H153ZM160 162V161H159ZM167 162H168V160H167ZM167 162L165 161V163L167 164ZM152 163V162H151ZM185 163V162H184ZM166 164H164V165H166ZM154 165V164H153ZM160 165H162V164H160ZM164 165H162L163 167H164ZM152 166V165H151ZM155 166V165H154ZM156 166H158V165H156ZM183 166V165H182ZM161 167V166H160ZM162 167V168H163ZM184 167L185 168H187L186 167V163L184 164ZM161 168V169H162ZM165 168V167H164ZM163 168V170H165ZM185 168H183V169H185ZM147 169L145 170V171H147ZM154 169H157V168H154ZM160 169V168H159ZM158 169V170H159ZM181 169H182V167H181ZM182 169V170H183ZM180 170V169H179ZM178 170V171H179ZM181 170V171H182ZM187 170H189V168H187ZM150 171V170H149ZM155 171V170H154ZM154 171H152V172H154ZM157 171V170H156ZM155 171V172H156ZM161 171V170H160ZM177 171V172H178ZM151 172V171H150ZM151 172V173H152ZM173 173H174V171H172ZM171 172V173H172ZM188 172V173H187ZM186 172V170H184V173H187V174H190L191 172H190V170L189 171H187ZM190 172V173H189ZM194 173H192V176L193 175H195V171H193ZM147 173V172H146ZM159 173H162V172H159ZM170 173V174H171ZM174 174H176V173H174ZM178 175V174H177ZM179 175H180V172H179ZM181 175H184L183 173H181ZM191 175V174H190ZM190 175L188 176V177H190ZM144 176H146V174L144 175ZM143 176V177H144ZM170 176V175H169ZM173 176H175V175H173ZM185 176V175H184ZM203 176V175H202ZM202 176H201V178H202ZM205 177L207 176V175H204ZM140 177V176H139ZM142 177V176H141ZM140 177V178H141ZM171 177V176H170ZM169 177V178H170ZM176 177V176H175ZM193 177H195V176H193ZM137 178V179H136ZM146 178V177H145ZM172 178H174V177H172ZM171 178V179H172ZM180 178V177H179ZM178 178V179H179ZM182 178H183V176H182ZM181 178V179H182ZM209 178H210V176H209ZM177 179V180H178ZM194 179H196V178H194ZM204 179V178H203ZM138 180H142V179H138ZM172 180H170V182L169 183H172L173 181H174V179H173V181L171 182ZM192 181H193V179H192ZM191 181V182H192ZM244 181V180H243ZM136 182V183H135ZM177 182V181H176ZM194 182V181H193ZM248 182H250V181H248ZM248 182H244V183H248ZM140 183V182H139ZM143 183V182H142ZM175 183V182H174ZM251 183V182H250ZM243 184V183H242ZM139 185V184H138ZM166 185V184H165ZM165 185H163V187L165 186ZM168 185V184H167ZM166 185V186H167ZM248 185V184H247ZM135 186V187H134ZM162 186V185H161ZM239 186H241V184L239 185ZM242 186H244V185H242ZM247 187V188H246ZM245 188L248 190V188H249V186H246ZM131 188V189H130ZM244 188V187H243ZM77 189H79L80 190V192H81V190H83V194H84V196L86 195L85 193H88V192H86L88 189H91V192H94V193H96V194H100L101 195V198H102V200H100L101 201V205H97V203L94 205V204H92V203H89L88 201H87V199L86 198H83V197H80V198H78L79 199V201L78 202H74L73 201V199L75 198V196H74V198H72V196H70V195H72L73 193H74V190H77ZM163 189V188H162ZM128 190V189H127ZM129 190H128V192H129ZM131 190V191H132ZM137 190H138V188H137ZM143 190V189H142ZM142 190H140V191H142ZM160 190V189H159ZM164 190V189H163ZM126 191V190H125ZM165 191V190H164ZM163 191V192H164ZM134 191H132L131 192V195H132V193H133ZM135 192H137V191H135ZM135 192H134V194H135ZM162 192V193H163ZM245 192V191H244ZM126 193H127V191H126ZM130 193V192H129ZM129 193H127L128 195H129ZM139 193V192H138ZM89 194V193H88ZM163 194H165V193H163ZM79 195H80V193H79ZM90 195V194H89ZM92 195V194H91ZM98 195L96 196V198L98 197ZM99 195V196H100ZM130 195V196H131ZM78 196V195H77ZM82 196V195H81ZM136 196H137V193H136ZM86 197H87V195H86ZM91 197V196H90ZM94 197V196H93ZM163 197V196H162ZM162 197H160V198H162ZM164 197H166V194H165V196ZM72 198V199H71ZM87 198H89V197H87ZM160 198L158 199V201H160V203H161V200H160ZM257 198V197H256ZM86 199V200H85ZM92 199V198H91ZM164 199H166V200H168L167 198H164ZM164 199L162 200V201H164ZM71 200L73 201V202H71ZM81 200V201H80ZM95 200V199H94ZM98 200V199H97ZM254 200V199H253ZM66 202V203H64V204H62L63 202ZM99 201V202H100ZM136 201V200H135ZM157 201V202H158ZM133 202H134V200H133ZM132 202V203H133ZM157 202H155V204L157 203ZM166 202H168V201H166ZM171 202V201H170ZM257 202V201H256ZM255 202V203H256ZM160 203L158 202L157 203V205L159 204L160 205ZM163 203V202H162ZM100 204V203H99ZM169 204V203H168ZM168 204H165L164 203V205H162L161 207H160V209H157V207L155 208H153V207H151L150 205H149V209H147V211H146V213L144 212V216H142L141 218H134V216H133V218H134V226L132 227L131 225H129V226H131L132 227V229H134V227L135 228H140V232H141V230L143 229V227L145 228V229H149L151 226L150 225H152L153 223H160V221H161V216L163 215H161L160 213L161 212H165V214H169V213H166V211H167V205ZM246 204H249V203H246ZM250 204H253V201L250 203ZM249 204V205H250ZM258 204H259V201H258ZM248 205V206H249ZM256 204H254V206H255ZM134 206V205H133ZM137 206V205H136ZM148 206V205H147ZM146 206V207H147ZM170 206H172V204L170 205ZM253 206V207H254ZM258 207H260L259 205H257ZM264 206V205H263ZM130 207H132L131 206V202H130ZM173 207V206H172ZM247 207V206H246ZM148 208V207H147ZM257 208V207H256ZM36 209V210H35ZM128 209H130V208H128ZM136 209V208H135ZM157 209V210H156ZM249 209V208H248ZM247 208H246V210H248ZM254 209V208H253ZM262 209H264L263 207H262ZM37 210L38 211H40V212H44V213H40V212H37ZM42 210V211H41ZM124 210V213H125V210L126 209H123ZM133 210V207H132V209H131V211ZM137 210V209H136ZM145 210H146V208H145ZM161 210V212L159 213L158 211H160ZM170 210V209H169ZM169 210L167 211V212H169ZM257 210H258V208H257ZM256 210V211H257ZM31 211H33V212H31ZM114 211H113V213H114ZM130 211V210H129ZM244 211V210H243ZM250 211H252V210H250ZM255 210H254V212H256ZM259 211H262L260 208H259ZM31 212V213H30ZM117 212V211H116ZM127 212V211H126ZM134 212H135V210H133V214H134ZM137 212V211H136ZM139 212V211H138ZM171 212H172V209H171ZM253 212V213H254ZM38 213H40V215L38 214ZM112 213V214H113ZM128 213V212H127ZM132 213V212H131ZM246 213H248V212H245L244 214L245 215H247ZM250 214L252 213V212H249ZM252 213V214H253ZM257 213V212H256ZM34 214V213H33ZM36 214H34L33 215V217L34 218H39L38 216H36L35 217V215ZM118 214V213H117ZM160 214V216H158ZM164 214V215H165ZM259 214H262L263 215V217H264V212L262 213H259ZM259 214L257 213L256 215H258L259 216ZM122 215H124L123 213H122ZM126 215V214H125ZM128 215V214H127ZM134 215H136V214H134ZM137 215H138V213H137ZM140 215V214H139ZM163 215V216H164ZM167 215L165 216V218L167 217ZM172 215V214H171ZM111 216V215H110ZM110 216H109V218H110ZM116 216V215H115ZM114 216V217H115ZM121 216V215H120ZM119 216V217H120ZM173 216V215H172ZM248 216H249V214H248ZM251 216H253L254 217V214L253 215H251ZM250 216V219L252 220V217ZM104 217V216H103ZM102 217V218H103ZM105 217H106V215H105ZM104 217V218H105ZM119 217H118V219H119ZM124 217V216H123ZM132 217V216H131ZM169 217V216H168ZM256 217V216H255ZM25 218V219H24ZM69 219V222H67V223H65L63 220L64 219ZM125 218V217H124ZM130 218V217H129ZM129 218L128 219H125V221L126 220H129ZM132 218V219H133ZM162 218H164V217H162ZM164 218V219H165ZM171 218V217H170ZM169 218V219H170ZM173 218H174V216H173ZM247 218V217H246ZM262 218V216L260 217V219ZM45 219V218H44ZM115 219V218H114ZM136 219V220H135ZM242 219H244L243 218V216H242ZM250 219H248L247 218V220H250ZM257 219V218H256ZM258 219H259V217H258ZM28 220V219H27ZM103 220V219H102ZM101 220V221H102ZM131 220V219H130ZM129 220V221H130ZM166 220H167V218H166ZM30 221V220H29ZM36 221H39V219L38 220H36ZM96 221V220H95ZM110 221H112V220H110ZM135 221H137V222H135ZM165 221V220H164ZM163 221V222H164ZM174 221V220H173ZM232 221V220H231ZM231 221H228L227 222V220H226V222H227V225L229 224V222L231 223ZM245 220H243V222H244ZM23 222H24V224H23ZM40 222V221H39ZM41 222V223H42ZM100 222V221H99ZM117 222H119V221H117ZM117 222H115V223H117ZM169 222H171V221H169ZM225 222V221H224ZM224 222H222V224H221V226H220V230L218 231V232H216V233H211V234H209L208 233V231H207V233L205 232V234L206 235H204L205 237H204V242H203V240H201L200 242H203V243H201V244H203V246H204V248H205V252H204V250H203V252L206 254V255H208L207 257H209V258H212L213 257V254H214V256H216L215 255V253H213L214 251H216V250H219L217 247L218 246H220V244L222 245V243L224 244V241L226 240V243H228L227 242V240L229 241V242H231V243H233L236 247L235 248H238L239 249V252H241V254H243L245 257H247L248 258V256H247V254L249 255V256H253V255H250V253L251 254H253V251L251 250V248L252 247H256V241H257V239H258V237H256V235H255V238H256V240H253V239H255L254 237L253 238H251L252 237V233L253 232H255V231H253V229H252V231H250V232H252V233H249V235H248V233L247 232H249L248 230H247V232L245 231V230H242V229H244L245 227L243 226V228L242 229H240L241 227L240 226H242V225H238V224H235V222H233L234 224H232V225H230V226H227V225H225V223ZM240 222H242V221H240ZM250 222V221H249ZM263 222V221H262ZM30 223V222H29ZM36 223V222H35ZM34 223V224H35ZM101 223V222H100ZM108 223V222H107ZM106 223V224H107ZM122 223H123V221H122ZM125 223H127V221L125 222ZM130 223V222H129ZM152 223V224H151ZM167 223V222H166ZM246 223V222H245ZM244 223V224H245ZM252 223H253V220H252ZM43 224V225H44ZM114 224V223H113ZM146 224H148V225H146ZM161 224L162 223H160V225L159 224H155L156 226L157 225H159L158 227H160L161 226ZM172 224V223H171ZM170 224V225H171ZM35 225H37V224H35ZM42 225V224H41ZM52 225V226H51ZM74 225V226H75ZM98 225V224H97ZM102 226H103V224H101ZM109 225V224H108ZM118 225H120V222H119V224ZM145 225H146V227H145ZM164 225V224H163ZM166 225V224H165ZM167 225H168V223H167ZM246 225H248V223L246 224ZM258 225H260L259 223H258ZM34 226V225H33ZM45 226V225H44ZM109 226H111V225H109ZM114 226V225H113ZM128 226V227H129ZM147 226L149 227V228H147ZM153 226V225H152ZM156 226H153V227H156ZM169 226V225H168ZM250 226V225H249ZM261 226V225H260ZM38 227V226H37ZM40 227V226H39ZM45 227H47V226H45ZM73 227V226H72ZM77 227V226H76ZM78 227V228H79ZM90 227V226H89ZM101 227V226H100ZM104 227V226H103ZM116 227H117V224H116ZM131 227H130V230H131ZM176 226H174V228H175ZM248 227V226H247ZM246 227V228H247ZM50 228V229H51ZM109 228V227H108ZM142 228V229H141ZM164 228H166V227H164ZM163 228V229H164ZM171 228H172V225H171ZM171 228H169V229H171ZM179 228L180 227H178V229L177 230H179ZM252 228V227H251ZM253 228H254V226H253ZM259 227H257L256 229H258ZM48 229H49V227H48ZM70 229H72V228H70ZM98 229V228H97ZM116 229V228H115ZM126 229V228H125ZM157 229V228H156ZM168 229V228H167ZM181 229V228H180ZM255 229V228H254ZM260 230L262 229V228H259ZM30 230V229H29ZM47 230V229H46ZM45 229H44V231L42 230V231H39L40 233L41 232H45L46 231ZM52 230V231H53ZM73 230H74V228H73ZM76 230V229H75ZM104 231H106L105 229H103ZM109 230V229H108ZM128 230V229H127ZM162 230V229H161ZM166 230V229H165ZM172 230H174V229H172ZM176 230V229H175ZM251 230V229H250ZM259 230V231H260ZM49 231V230H48ZM70 231V230H69ZM78 231H79V229H78ZM91 231V230H90ZM101 231V230H100ZM112 231V230H111ZM139 231V230H138ZM152 231V230H151ZM154 231V230H153ZM158 231H160V230H158ZM163 232H164V230H162ZM169 232H170V230H168ZM167 231V232H168ZM181 231V230H180ZM210 231V230H209ZM214 231V230H213ZM262 231V230H261ZM75 232V231H74ZM83 232V231H82ZM131 232H133L132 230H131ZM130 232V233H131ZM140 232H138V233H135V235L132 233L131 235H133V236H130L129 234H127L126 233V230L124 231V227L123 226H118V228L116 229V230H114V231H112L110 234V236H111V240L109 241V240H107V241H105V239H103L104 240V242H106V244H105V248L104 249H101L102 251L99 253H96L95 251H90V253L86 256V258L85 259H81L80 261H78L77 262V264H140V262H143L142 260H141V258H142V254L141 255H137V253H139L140 254V251H142L141 253H143L144 251H145V249H143L142 250V248L145 246V247H150V239L151 238H146L147 236L145 235L144 236V234L142 235V234H140ZM143 232V231H142ZM141 232V233H142ZM147 232H149V231H147ZM166 232V231H165ZM173 232V231H172ZM182 232V231H181ZM183 232H185L184 230H183ZM187 232H189V231H187ZM192 232V231H191ZM191 232H189V233H191ZM193 232H195V231H193ZM192 232V233H193ZM203 232V233H204ZM263 232V231H262ZM53 233V232H52ZM76 233V232H75ZM94 233H95V231H94ZM155 233V232H154ZM158 233V232H157ZM160 233V232H159ZM171 233V232H170ZM178 233H180L179 231H178ZM177 233V234H178ZM188 233V234H189ZM191 233V234H192ZM45 234H47V232L46 233H44V235ZM70 234V233H69ZM73 234V233H72ZM71 234V235H72ZM77 234V233H76ZM81 234V233H80ZM85 234V233H84ZM96 234V233H95ZM103 234V233H102ZM151 234V233H150ZM168 234V233H167ZM184 234V233H183ZM182 234V235H183ZM254 234H257L256 232L254 233ZM259 234H262V233H260L259 232ZM41 235V234H40ZM43 235V234H42ZM40 236V237H42L43 238V236ZM88 235V234H87ZM86 235V236H87ZM93 235V234H92ZM148 235V234H147ZM162 235V234H161ZM164 235H166V234H163V236ZM186 234H184V236H185ZM193 235V234H192ZM201 235H203V234H201ZM46 236V235H45ZM44 236V237H45ZM49 236V235H48ZM102 236V235H101ZM103 236H105V235H103ZM107 236V235H106ZM105 236V237H106ZM180 236V235H179ZM189 236V235H188ZM251 236V237H250ZM257 236H259V239L260 240H262V237L260 236V235H258L257 234ZM262 236L264 237V234H262ZM34 237V238H33ZM51 237V236H50ZM56 237V238H57ZM72 237V236H71ZM75 237V236H74ZM83 237H85V235L83 236ZM88 237V236H87ZM105 237H103V238H105ZM109 237V236H108ZM148 237H150L149 235H148ZM169 237V236H168ZM176 237H177V235H176ZM181 237V236H180ZM183 237V236H182ZM202 237V236H201ZM261 237V238H260ZM47 238V237H46ZM73 238V237H72ZM71 238V239H72ZM79 237H77V239H78ZM97 238V237H96ZM99 238V237H98ZM157 238V237H156ZM159 238V237H158ZM163 238V237H162ZM164 238H166L165 236H164ZM185 238V237H184ZM255 242V244L254 243H252L251 244V242H252V240ZM80 239H82L83 240V238H80ZM101 239V238H100ZM99 239V240H100ZM155 239V238H154ZM160 239V238H159ZM196 239V238H195ZM200 239H202V238H200V236H199V239H197V241L196 242H198ZM249 239L251 240V241H249ZM35 240V241H34ZM56 240V239H55ZM75 240V242H77L76 241V238L74 239ZM91 240H94V239H91ZM157 240V239H156ZM155 240V242H157V243H163V241H161V242H158V241H156ZM162 240V239H161ZM164 240H166V239H164ZM45 241V240H44ZM81 241V240H80ZM109 241V243H107ZM175 241V240H174ZM182 241H184V240H182ZM181 241V242H182ZM259 241V240H258ZM38 242V241H37ZM48 242V241H47ZM52 242V241H51ZM84 242V241H83ZM82 242V243H83ZM93 242V241H92ZM152 242H153V239H152ZM199 242V243H200ZM222 242V243H221ZM263 241H261V243H262ZM96 243V242H95ZM225 243V244H226ZM231 243H228V244H231ZM51 244V243H50ZM53 244V243H52ZM74 244V243H73ZM79 244H80V242H79ZM85 244V243H84ZM93 244V243H92ZM97 244V243H96ZM201 244H199V245H201ZM37 245H39V244H37ZM40 245H41V243H40ZM60 245V244H59ZM154 245V244H153ZM163 245V244H162ZM198 245V244H197ZM263 245V244H262ZM262 245H257L259 248L262 246ZM36 246V245H35ZM53 246V245H52ZM61 246L59 247V246H57V247H59V248H61ZM64 246H63V248H64ZM81 246V245H80ZM83 246V245H82ZM158 246V245H157ZM157 246H154V248L155 247H157ZM223 246V245H222ZM231 246V245H230ZM41 247V246H40ZM39 247V248H40ZM56 247V246H55ZM65 247V248H66ZM88 247V249H89V246H87ZM92 247V246H91ZM94 247H96L95 245H94ZM101 247V246H100ZM159 247V246H158ZM200 247V246H199ZM202 247V246H201ZM201 247H200V249H201ZM234 247V246H233ZM30 248V249H29ZM34 248V247H33ZM62 248V249H63ZM70 248H72L71 246H70ZM81 248V247H80ZM84 248V247H83ZM151 248V247H150ZM150 248L148 249V250H150ZM217 248V249H216ZM221 248V247H220ZM224 248V247H223ZM222 248V249H223ZM262 248V247H261ZM57 249V248H56ZM55 249V250H56ZM61 249V250H62ZM95 249V248H94ZM99 249V248H98ZM203 249V248H202ZM253 249V248H252ZM257 249V247L255 248V249H253V250H256ZM263 249V248H262ZM38 250V249H37ZM40 250V249H39ZM65 250V249H64ZM63 250V251H64ZM90 250V249H89ZM97 250V249H96ZM154 251H156V250H158L157 248H156V250L155 249H153ZM198 250V249H197ZM252 252H251V251ZM260 250V249H259ZM264 250V249H263ZM31 251V250H30ZM152 251V250H151ZM153 251V252H154ZM199 251V250H198ZM222 251V250H221ZM258 251V250H257ZM256 251V254L258 253V252H261L262 250H260V251H258L257 252ZM70 252V251H69ZM74 252V251H73ZM82 252V251H81ZM86 252V251H85ZM84 251L82 252V253H85ZM158 252V251H157ZM160 252V251H159ZM200 252H201V250H200ZM263 253H264V251H262ZM34 253V252H33ZM255 253V252H254ZM65 254V253H64ZM145 254V255H144ZM143 255H144V257L146 256V253H144ZM148 254V253H147ZM155 254H157V253H155ZM154 254V256H156ZM160 254H161V252H160ZM200 254V253H199ZM204 254V255H205ZM254 254L255 256H254V258L256 257V256H258L259 257V259H258V261L257 262H255V263H257V264H259L261 261L260 260H264V259H262L261 258V256L263 255V257H264V254H262L261 253V255L260 254ZM69 255V254H68ZM72 255V254H71ZM159 255V254H158ZM201 255V254H200ZM205 255V256H206ZM228 255V254H227ZM65 256V255H64ZM75 256V255H74ZM77 256V255H76ZM136 256H138L139 258H137ZM140 256H141V258H140ZM185 256V255H184ZM190 256V255H189ZM196 256V255H195ZM202 256V255H201ZM36 257H37V255H36ZM158 258V260H159V257H160V255L159 256H157ZM226 257V256H225ZM30 258V257H29ZM145 258H147V257H145ZM154 258V257H153ZM161 258V257H160ZM190 258V257H189ZM192 258V257H191ZM195 258V257H194ZM193 258V259H194ZM215 258V257H214ZM212 259V261H214V260H216V259ZM249 258H251V257H249ZM26 259V258H25ZM183 259V258H182ZM186 259V258H185ZM208 259V258H207ZM243 259V258H242ZM252 259H253V257H252ZM27 260V259H26ZM31 260V259H30ZM41 260V259H40ZM39 260V261H40ZM44 260V259H43ZM42 260V261H43ZM50 260H51V258H50ZM60 260V259H59ZM141 260V261H140ZM144 260V259H143ZM164 260V259H163ZM168 260V259H167ZM172 260V259H171ZM189 260V259H188ZM209 260H211V259H209ZM247 260V259H246ZM253 260H255V259H253ZM256 260H257V257H256ZM36 260H34V262H35ZM69 261H71V260H69ZM68 261V262H69ZM75 261V260H74ZM160 261H162V260H160ZM178 261H180V260H178ZM200 261V260H199ZM208 261V260H207ZM252 261V260H251ZM250 261V262H251ZM260 261V262H259ZM28 263H30L29 261H27ZM36 262H38V260L36 261ZM58 262V261H57ZM157 262V261H156ZM159 262V261H158ZM168 262V261H167ZM196 262V261H195ZM200 262H202V261H200ZM206 262V261H205ZM249 262V263H250ZM264 262V261H263ZM262 262V264H264ZM27 263V264H28ZM161 263V262H160ZM166 263V262H165ZM169 263V262H168ZM180 263V262H179ZM190 263V262H189ZM192 263V262H191ZM197 263H199V262H197ZM197 263H195V264H197ZM211 263V262H210ZM209 263V264H210ZM215 263V262H214ZM213 263V264H214ZM20 264H23V263H20ZM25 264V263H24ZM31 264V263H30ZM33 264V263H32ZM36 264V263H35ZM43 264H52V262L51 261H46V262H44ZM62 264V263H61ZM64 264V263H63ZM67 264V263H66ZM69 264V263H68ZM76 264V263H75ZM158 264V263H157ZM162 264H163V262H162ZM171 264V263H170ZM202 264V263H201Z\"/></svg>", "mask_w": 264, "mask_h": 264}]
</instances>
